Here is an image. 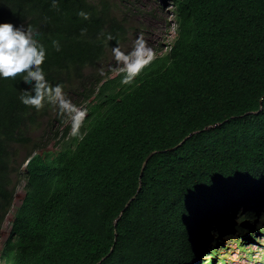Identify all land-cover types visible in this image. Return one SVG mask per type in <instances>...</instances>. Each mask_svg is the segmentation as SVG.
Returning a JSON list of instances; mask_svg holds the SVG:
<instances>
[{
	"label": "trees",
	"instance_id": "trees-1",
	"mask_svg": "<svg viewBox=\"0 0 264 264\" xmlns=\"http://www.w3.org/2000/svg\"><path fill=\"white\" fill-rule=\"evenodd\" d=\"M173 2L170 53L121 102L116 80L109 109L68 141L58 109L23 105L29 85L0 78V238L19 148L50 112L67 125L60 149L30 170L6 264H201L228 231L264 235V0ZM55 4L0 0V23L38 31L46 79L68 98L129 30L110 0Z\"/></svg>",
	"mask_w": 264,
	"mask_h": 264
},
{
	"label": "clouds",
	"instance_id": "clouds-1",
	"mask_svg": "<svg viewBox=\"0 0 264 264\" xmlns=\"http://www.w3.org/2000/svg\"><path fill=\"white\" fill-rule=\"evenodd\" d=\"M53 6L56 7L55 0H53ZM78 15L84 20L90 19V14L84 11L79 12ZM84 32H86V30L82 32V35ZM38 35V31L34 29L32 25H28L27 27L21 25V27L17 28L12 23H0V78L15 80L19 76L22 77V82L24 84L29 85L28 90H23L19 97L23 105L34 108L37 111L43 109L45 104L52 105L58 109L60 115L65 117L68 121L67 125L72 127L69 135L65 139L66 141L69 140L71 135H75L80 127H85L88 124L86 120L91 111L104 114L109 109L110 106L109 103H107L109 100L108 97L112 93V85L116 80H120V84L114 89V95L116 96L115 102H121L130 95L142 81L149 77L157 66L159 59L170 53L174 42L167 45L166 51L161 54V56L148 63L147 61L152 54V50L148 47L143 34L134 41L129 51H124L119 46L113 47L112 56L115 60L116 67L113 68L112 71L118 72V75L114 76V73H108L107 77L99 79L97 83H94L89 91L86 89L89 81L96 77V75L88 72L86 76L87 87L85 88L87 92L84 96L82 95L87 106L80 110L77 103L73 104L71 100L66 97L63 85L53 86L46 79L43 65L46 61L47 53L45 47L37 39ZM107 39L112 40L113 37L109 34ZM53 45L56 47V50L59 51L58 42L54 41ZM67 125L61 127L63 129V136L59 143L64 141V130ZM33 143L35 142L33 141L31 143L32 145L29 147H25L28 150L32 147H34V149L26 153L21 163L17 158V170L12 175V188H15V197L2 223L0 238V263L2 264H6V261L2 257L3 246L12 233L18 209L26 198L28 185H30L31 168L35 164L37 157L40 156L45 158L47 155H51V153H55L60 149L59 143L57 150L46 148L42 143L40 146H34ZM21 174L26 178L25 194L20 204L15 207V202L17 200L15 178L19 177ZM11 215L12 220L9 234L3 237V226Z\"/></svg>",
	"mask_w": 264,
	"mask_h": 264
},
{
	"label": "rangeland",
	"instance_id": "rangeland-1",
	"mask_svg": "<svg viewBox=\"0 0 264 264\" xmlns=\"http://www.w3.org/2000/svg\"><path fill=\"white\" fill-rule=\"evenodd\" d=\"M110 3L113 4L114 14L123 20L129 30L127 42L120 47L122 50L129 51L134 41L143 34L148 47L152 50L148 63L161 56L166 51L167 45L174 41L178 24L175 13L176 6L173 0H110ZM115 67V60L111 52L107 59L100 64L98 71L92 72L96 77L90 79L86 89L90 91V87L99 79L107 77L108 73H114V76L118 75V72L112 71ZM86 89L82 87L79 90L75 87L73 91L67 94L72 103H77L80 110L87 106L84 98L80 96ZM54 118L55 112L47 114L42 119L41 125L31 133V137L34 142L40 141L46 148L57 150L58 143L63 136V129ZM60 128L62 131L56 134ZM32 149L34 147L29 148V150L19 148L18 161L21 163L26 153ZM15 184L17 187L16 207L25 194L26 178L21 174L15 178ZM11 220L12 215L3 226V237L9 234ZM240 235L238 232H226L222 239L221 249L219 247L218 255L203 254L201 264L210 259L213 260V264H264V235L256 234L254 237L246 236V238L244 236L241 240ZM240 242H243L244 245L241 246Z\"/></svg>",
	"mask_w": 264,
	"mask_h": 264
}]
</instances>
